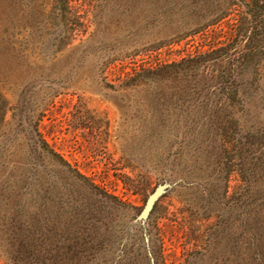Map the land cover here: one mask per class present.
I'll list each match as a JSON object with an SVG mask.
<instances>
[{
  "label": "rangeland",
  "instance_id": "1",
  "mask_svg": "<svg viewBox=\"0 0 264 264\" xmlns=\"http://www.w3.org/2000/svg\"><path fill=\"white\" fill-rule=\"evenodd\" d=\"M239 2L0 0V264H264V62L223 136L221 95L140 77L229 44Z\"/></svg>",
  "mask_w": 264,
  "mask_h": 264
},
{
  "label": "trees",
  "instance_id": "2",
  "mask_svg": "<svg viewBox=\"0 0 264 264\" xmlns=\"http://www.w3.org/2000/svg\"><path fill=\"white\" fill-rule=\"evenodd\" d=\"M58 1L65 4L66 0ZM239 6L242 12L238 18L236 36L229 44L148 70L140 76L154 82L159 90L163 88L162 86L171 84L172 88L177 90V99L184 98L185 94L192 98L201 92L214 97L221 95L224 103H216L210 111L208 120L201 124L207 133H219L221 136L230 129L228 125L235 113L236 105L233 98L236 95L237 83L244 78L246 72L257 73L264 62V58L253 53L257 47L252 46L258 42L256 39L264 38V0H240ZM241 45L244 49L240 50ZM207 73L209 75H206ZM164 94L158 92L157 101L159 99L163 101ZM172 95L176 96L174 93ZM177 125L180 126L181 122ZM36 136L34 138L36 148L45 146L37 131ZM154 253L153 264H163L160 254L157 251Z\"/></svg>",
  "mask_w": 264,
  "mask_h": 264
},
{
  "label": "water",
  "instance_id": "3",
  "mask_svg": "<svg viewBox=\"0 0 264 264\" xmlns=\"http://www.w3.org/2000/svg\"><path fill=\"white\" fill-rule=\"evenodd\" d=\"M169 188L168 185L159 186L155 192L149 196L146 206L141 212L139 216V220H145L149 216L150 212L153 209L154 204L157 202V200L166 193L167 189Z\"/></svg>",
  "mask_w": 264,
  "mask_h": 264
}]
</instances>
